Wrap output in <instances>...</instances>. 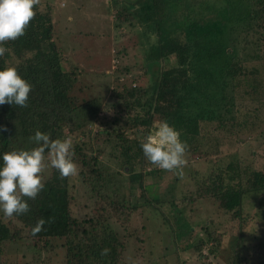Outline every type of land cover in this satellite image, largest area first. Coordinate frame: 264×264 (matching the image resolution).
<instances>
[{
    "label": "trees",
    "instance_id": "1",
    "mask_svg": "<svg viewBox=\"0 0 264 264\" xmlns=\"http://www.w3.org/2000/svg\"><path fill=\"white\" fill-rule=\"evenodd\" d=\"M118 7L121 13L130 12L127 23L140 29L138 39L147 50L142 64L117 70L130 74L131 79L114 81L109 100L116 102L106 107L96 98L79 100L74 96L75 69L69 73L63 68L47 6L43 12L36 6L37 14L26 34L4 45L11 52L0 57V70L16 67L32 91L27 107L0 105V127L8 129L0 132V166L5 152L36 147L30 140L36 131L51 139H70L79 166L76 184L84 187L95 216L76 220L71 207L74 197L69 193L74 177L62 179L58 170L50 167L42 174L44 190L34 200L25 198L30 206L27 214L9 219L0 212V264H18L23 255L16 254L19 251L12 255L10 249L22 239L32 241L35 248L42 243L41 251L46 254L60 251L62 264H127L122 257L124 242L109 222L125 226L138 204L119 197V174L108 171L98 158L107 154L116 161V169L138 174L137 179L128 181L142 197L143 177L162 169L146 160L143 141L127 139L124 128L162 120L178 130L181 140L189 145L186 165L194 158L202 167L210 162L202 177L209 183L208 192L190 193L181 202L211 200L217 212L227 217L226 223H233L234 233L222 232L211 223L201 226L202 235L187 249L200 255L204 247L208 254L214 247H222L227 264H251L248 253H253L252 243H260L261 238L244 230L253 219L242 201L254 198V204L264 205V169L255 170L236 152L224 154L218 149L225 141L228 149L238 147L264 124V0H123ZM117 19L125 21L122 14ZM235 27L243 33L236 45ZM169 57H173L171 62ZM140 69L143 75L150 74V79L142 88L131 87L128 80L137 82ZM107 111L112 115H100ZM90 127L93 134L87 131L85 136L83 131ZM112 139L109 153L106 147ZM92 150L95 155L89 154ZM142 201L149 205L147 199L142 197ZM168 206L170 211L174 209L171 219L163 218L166 225L174 223L173 229L179 228V236L174 238L191 233L174 202ZM41 218L45 220L43 230L32 235ZM103 249L110 251L101 255ZM40 262L48 264L49 260Z\"/></svg>",
    "mask_w": 264,
    "mask_h": 264
},
{
    "label": "rangeland",
    "instance_id": "2",
    "mask_svg": "<svg viewBox=\"0 0 264 264\" xmlns=\"http://www.w3.org/2000/svg\"><path fill=\"white\" fill-rule=\"evenodd\" d=\"M122 1L41 0V5L37 6V10L40 12L45 11L46 6L49 10L51 9V22L54 28L53 41L61 53L62 65L65 71L69 72L75 69L73 74L76 82L73 92L79 100L96 98L100 100L102 107L115 103L116 101L109 100L114 81L123 77L125 81L131 79L130 74L117 73V70L124 67L133 68L136 63L142 64L144 52L147 49L143 44V40L139 41L138 39L137 33L140 29L137 25L127 23L129 21L128 13L130 12L121 13L118 6ZM121 14L125 19L124 22L117 19V16ZM205 17L207 18V14ZM236 33L237 36L233 40L234 45L238 41L237 38L240 39L243 36L240 28H237L232 34ZM251 40L254 42V37ZM231 41L230 39L229 42ZM168 59L171 62L173 57ZM139 64H137V67H141ZM137 71L133 70L135 73ZM137 73L141 75L137 82L128 80V84L131 87L139 86L142 88L145 83H148L150 74L143 75V69H140ZM106 113L102 112L100 115H112L110 111ZM157 124V121L152 122L150 126L130 124L124 128L123 135L127 139L144 142L145 137L155 130ZM95 125L96 129H100L98 124ZM87 131H90V135H92L94 128L90 127L84 130L83 134L85 136L88 134ZM114 141L112 139L108 143L106 148L109 149H107V152L110 151L109 145H112ZM226 142L218 149L220 152L224 154L236 152V155L245 165H249L258 171L264 169V124L253 135L246 137V141L238 147L231 146L232 148L228 149L227 146L230 145ZM89 154L95 155V151L92 150ZM114 155H118L117 152ZM98 159L108 171L114 170L119 174V177L117 176L119 197H124L127 202L138 204L125 226L120 227L114 224L113 221L109 222L111 228L119 235V239L124 242L122 257L127 264H227L226 253H224L222 247H214L211 254H208V248L204 247L200 255L192 252L191 249H187L195 243L194 238L196 236L200 237L202 235L199 228L203 225L211 223L214 228H219L222 232L231 230V233H234L231 228L233 223H226L227 217L217 212L213 201L200 198L194 202L193 200L188 203L181 202L182 199L187 200L190 193L195 195V193L206 194L208 192L209 183L204 182L202 177L205 174L204 171L209 168L210 162L202 167L198 158H194L181 170L171 172L162 170L153 175L144 176L142 179V197L149 201V205H146L142 203V197H140L139 190L136 189L134 183L130 184V181H128V178L137 179L138 174L123 171L121 168L116 169V161L110 156L108 157L107 154ZM210 159H214L213 156ZM49 170L50 167L44 171L45 175ZM136 171L138 172L139 168ZM76 180L74 176L69 193L74 197L71 206L73 215L76 220L80 221L86 216L87 218L92 215L95 216V212L91 200L87 198L84 192V187L79 183L77 185ZM249 196H252V194L244 197ZM253 200L255 199L250 198L242 201L244 208L248 209L247 212L252 213L253 219L244 230L254 236H259L261 239H259L260 243L258 241L252 243V246L255 245V247H253V253H248L250 255L247 258L250 259L251 264L257 261L264 264V205L261 207L258 203L254 204ZM155 201L161 203L154 204ZM171 202H174L175 209L180 212V220H184L185 229L189 227V232H191H186L179 239L174 238L175 234L179 236L177 230L179 228L175 227L173 229L174 223L169 224L172 228L165 223V218L170 221V212L174 211V209L173 211L169 210L168 204ZM256 210H259V213ZM41 244L37 249L33 247L32 241L22 239L11 249L10 246L8 248L12 255L18 251L22 253H16L23 255L22 259H18V264H41L40 260L44 262L49 260L48 264H62V253L60 251L56 250L51 254H46L45 251H41L44 250ZM211 244L213 245L212 242L209 245ZM232 248L233 246L229 242L227 249ZM49 256L51 258H48ZM0 260H3V258H0ZM8 261H11V259L9 258Z\"/></svg>",
    "mask_w": 264,
    "mask_h": 264
},
{
    "label": "clouds",
    "instance_id": "3",
    "mask_svg": "<svg viewBox=\"0 0 264 264\" xmlns=\"http://www.w3.org/2000/svg\"><path fill=\"white\" fill-rule=\"evenodd\" d=\"M41 0H0V57L11 52L4 47L26 34L31 21L36 16V6ZM32 85L20 76L16 67L0 70V105L27 107ZM8 131L0 127V132ZM181 133L167 121H159L155 130L148 134L141 147L146 160L165 171L181 170L187 163L185 157L189 150ZM30 140L36 147L30 150H12L2 156L0 166V212L6 218L27 214L28 199L34 200L44 190V171L51 167L58 170L60 178L78 175L79 166L74 161L73 143L70 139H51L50 135L36 131ZM45 220L37 221L32 235L43 230ZM103 249L101 255H107Z\"/></svg>",
    "mask_w": 264,
    "mask_h": 264
}]
</instances>
